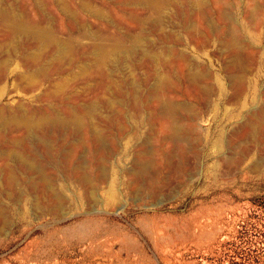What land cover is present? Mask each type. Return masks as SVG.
<instances>
[{"label":"bare ground","instance_id":"1","mask_svg":"<svg viewBox=\"0 0 264 264\" xmlns=\"http://www.w3.org/2000/svg\"><path fill=\"white\" fill-rule=\"evenodd\" d=\"M243 1L248 32L256 35L253 30L264 24V3ZM230 8L227 0H0V219L4 225L8 227L10 212L4 198L20 184L33 189L44 187V192L50 194L46 209L54 215L64 214V198L45 177L46 166L40 162L42 154L53 156L54 141L63 142L58 144L61 149L66 147L68 137H88L83 141L91 142L103 156H92L89 166L73 165L72 173L80 184L93 187L91 172L97 169V180L108 185L107 201L119 199L117 184L121 179H113L104 169L113 156L105 147L104 129L124 136L129 133L126 123L134 115L140 132L150 122L154 134L169 149H189L182 143L186 131L179 116L183 115L188 123L202 117L194 107L178 104L180 97L193 101L199 95L201 105H205L211 90L200 87L205 72L186 49H180L185 46L182 35L167 32V10L181 17L173 28L184 30L198 50L203 51L210 39L225 36L222 45L232 57L225 68L237 74L230 78L229 87L235 89L232 95L217 79L220 101L238 104L246 89L241 47L245 27L229 15ZM91 18L101 25H90ZM222 23L228 27L225 33L218 28ZM148 30L157 36L156 40H149ZM8 95L11 97L5 102ZM243 107L242 114L230 113L226 119L232 123L241 117L232 125H239L242 132L256 138L264 133V107L252 110L246 103ZM129 109L134 114L130 115ZM224 136L221 134L215 142V167L224 156L231 155L233 147ZM192 146L194 149L198 144ZM250 151L246 150L243 158ZM154 153L144 149L132 167L122 168L119 175L130 177L133 183L142 181L153 166ZM70 157L75 159V154ZM95 191L89 190L90 196ZM20 194L21 190L17 196ZM20 196L19 202L28 201Z\"/></svg>","mask_w":264,"mask_h":264},{"label":"rangeland","instance_id":"2","mask_svg":"<svg viewBox=\"0 0 264 264\" xmlns=\"http://www.w3.org/2000/svg\"><path fill=\"white\" fill-rule=\"evenodd\" d=\"M227 1L231 4L229 15L245 27L241 47L246 89L239 103L220 101L217 79L232 95L235 89L229 87L230 78L237 74L225 68L232 61L230 51L222 45L225 36L210 39L203 51L198 50L184 30L173 28L182 21L181 17L167 10V32L182 35L185 46L180 49H186L205 72L200 87L211 90L205 105H201L199 95L193 101L180 97L178 104L194 107L202 117L188 123L183 115L179 116L186 131L182 143L189 149H169L154 134L150 122L140 132L139 121L129 109V133L120 136L115 130L104 129L105 147L113 155L104 169L113 179H121L117 184L119 199L107 201L108 185L97 180V169L91 172L93 187L80 184L72 173L73 165L89 166L92 156H103L91 142L83 141L88 137H68L66 147L61 149L58 144L63 142L54 141L53 156L42 154L40 162L46 166L45 177L64 198L67 213L54 215L46 209L50 194L44 192V187H15L4 198L10 212L8 227L0 219V264H264V133L253 138L239 125H232L241 117L232 123L226 119L230 113L242 114L245 103L252 110L264 107V24L253 30L256 35L249 34L244 1ZM89 24L98 27L101 22L91 18ZM218 28L225 33L228 27L222 23ZM148 38L153 41L157 36L148 30ZM10 97L5 96L4 101ZM221 134L231 143L233 155L224 156V163L222 158L215 167L218 161L213 153ZM192 143L198 147L193 149ZM148 148L155 156L147 177L133 183L130 177L119 175ZM245 149L251 150L248 159L243 158ZM72 153L75 159L70 157ZM106 157L108 154L102 158ZM92 189L96 190L94 196L89 194ZM20 190L29 202H19ZM1 225L5 230L2 233Z\"/></svg>","mask_w":264,"mask_h":264}]
</instances>
